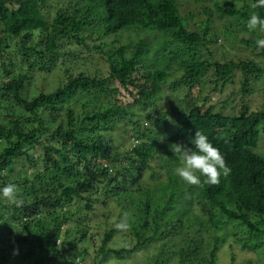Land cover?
I'll return each instance as SVG.
<instances>
[{"label":"trees","instance_id":"obj_1","mask_svg":"<svg viewBox=\"0 0 264 264\" xmlns=\"http://www.w3.org/2000/svg\"><path fill=\"white\" fill-rule=\"evenodd\" d=\"M179 1L0 0V66L9 69L0 74V179L19 158L29 168L40 166L35 176L18 174L10 182L20 189L23 204H2L0 264H78L88 254L85 242L96 234L86 223L89 214L107 207L109 200L115 202L118 218L126 207L134 211L131 234L136 242L111 247L120 229L105 228L91 264L120 260L148 246L156 254L147 264H169V254L176 256V264H217L218 231L228 222L244 226L249 241L242 247L260 250L264 257V153L257 151L264 135V106L250 112L243 104L224 115L214 105H193L180 113L172 109L175 117L182 115V129L158 134L155 127H143L142 120L157 128L168 125L166 114L153 118L142 108L156 105L163 81L176 71L183 70L187 98L212 70L215 86L239 73L242 96L252 91L254 78L264 75V68L252 61L203 58L200 48L209 41L211 22L205 20L201 32L186 27ZM56 5L60 8L51 16ZM234 12L231 5L220 15ZM241 12L239 19L247 20L253 12L264 17V8L252 5ZM151 34L154 49L146 41ZM92 51L104 57L107 76L73 74L66 68ZM58 64L65 67V81L54 92L27 99L23 91L30 72L50 71ZM69 101L78 112L70 106L63 110ZM62 111L66 122L59 116ZM128 122L133 125L128 136L141 141L121 151L109 132ZM196 131L208 137L231 170L218 184L187 185L174 176L181 160L174 149L177 144L191 147ZM157 157L160 169L154 173L150 161ZM149 171L151 178L167 176L162 190L157 179L145 181ZM71 229L75 235L68 240Z\"/></svg>","mask_w":264,"mask_h":264},{"label":"rangeland","instance_id":"obj_2","mask_svg":"<svg viewBox=\"0 0 264 264\" xmlns=\"http://www.w3.org/2000/svg\"><path fill=\"white\" fill-rule=\"evenodd\" d=\"M78 1V0H77ZM68 2V1H67ZM181 16L184 20L186 27L191 30L201 32L204 28V21H210L208 25L207 37L209 41L201 46L200 53L203 58L209 59L213 62H224L225 60H245L247 62L252 61L253 63L264 68V48H258L256 41L259 39H264V33L258 31L250 32L246 28V19H239L240 13H242L243 6H251L252 0H202L199 2H194L191 0L185 1L180 0L178 2ZM234 6V14L232 15H220V10L230 8ZM60 8L58 5L53 6L50 10V15H54L56 9ZM244 22V23H243ZM243 23V24H242ZM126 33H123L120 42H124ZM134 36V35H133ZM141 36L144 38V34ZM154 34L147 36V42L151 44L154 49L155 41H153ZM87 52L80 56L79 60H71L67 67L71 73L76 74L78 72L95 74L98 76L105 77L108 75V65L100 54ZM70 59V56L68 57ZM1 61V60H0ZM1 65V64H0ZM65 67L62 65H56L50 71L30 72L28 83L26 84V89L23 91L24 96L27 99H31L33 96L38 95L40 92L51 93L54 92L61 82L65 81L66 75L64 73ZM9 72L4 71L3 67L0 66V74L3 76ZM183 75V70H179L167 77L162 84V92L159 96L158 102L153 107L145 105L143 112L147 114H152L151 116L155 118L158 115L166 114L168 119V125L163 126L160 124L158 128L154 125H149V120H142L143 127L149 126L150 128L155 127V132L166 134L172 133L175 130L182 129L185 127L183 118L181 114H175L176 117L172 115V109L176 113L179 111H187L190 106L199 105L203 109H206L209 105H214L215 110L221 111L224 115L234 114L238 112L243 104L248 106L250 112L259 111L264 106V75L260 79H253L252 81V91L248 95L242 96L240 93V76L239 73L224 86L218 83L217 86L214 85V71H209L205 77L204 82L199 88L193 89L190 92L189 98L187 93V88L181 81ZM216 87L217 90L211 92V90ZM71 102V103H70ZM62 108H67L70 106L74 108L76 112L79 111L78 105L75 106L74 101H69V103H63ZM133 110H136L135 108ZM180 113V112H179ZM60 118L66 122V112L62 111L59 113ZM131 122V121H130ZM128 122V125L122 124L123 126L116 127L112 132V145L121 146V151H126L133 147L135 144L139 143L141 140H137L132 136H128V131H130L133 125ZM130 123V125H129ZM258 152L264 153V135L262 136L261 142L259 144ZM161 154V153H159ZM37 153L35 158H37ZM161 162L158 161V157L155 160L150 161L151 171L154 173L159 172V166ZM178 167V166H177ZM40 166L32 169L28 167L27 162L23 158H19L14 163L13 169L4 171L3 179H0V184L2 182L10 183L18 174L26 176L28 173L36 175ZM145 181L147 183L154 182L157 179L156 186L158 189L162 190V182L167 180L166 175H161L159 178L157 176L151 175L149 171ZM174 176H176L174 174ZM177 177V176H176ZM151 179V180H150ZM20 193V189L18 188ZM99 194V191L92 195ZM5 201H0V214L3 215L5 208L2 206ZM126 211V212H125ZM125 214L118 218V210L115 202L109 200L108 206L103 207L100 210H95V212H90V219L86 221L89 228L95 232V238L90 242H85L89 246L88 254L82 255L78 260V264H91L92 255L94 249L100 244V235L105 228H117V224H125L126 228L118 230V233L113 236L112 241L109 246L119 248L122 246L132 247L136 242L132 238V227L134 226L135 216L134 211L129 207L125 208ZM5 213V212H4ZM119 220V221H118ZM107 222V224H106ZM1 224V222H0ZM74 224H67L63 227V230L73 227ZM96 229V231H95ZM222 240L217 253V264H264V257L261 255L260 250L252 251L242 247L243 241H249L248 230L243 226H238L234 222H228L218 231ZM75 232L71 229V234L68 240L74 238ZM9 238L11 235H8ZM125 236V237H123ZM253 239V238H252ZM84 244V245H85ZM264 247V246H262ZM261 247V248H262ZM156 254V248L154 246H148L135 252L133 254H125L122 259L117 260L111 257L106 264H147L152 263V257ZM172 258L168 261L169 264H176L177 258L173 254H169ZM20 255L15 257L16 261H20ZM82 258V259H81ZM115 259V260H114ZM22 264H29L27 261H23ZM204 264H207L204 262Z\"/></svg>","mask_w":264,"mask_h":264},{"label":"clouds","instance_id":"obj_3","mask_svg":"<svg viewBox=\"0 0 264 264\" xmlns=\"http://www.w3.org/2000/svg\"><path fill=\"white\" fill-rule=\"evenodd\" d=\"M253 8H264V0H256ZM246 28L250 31L264 33V17L253 12L246 21ZM258 48H264V39L256 41ZM191 147L176 145L174 151L181 154L180 166L174 169L175 175L187 185H215L222 176L230 174V168L226 166L220 151L213 146L208 137L200 131H196L191 138ZM172 151V149H171ZM0 201L21 207L23 200L19 195L17 186L9 183L0 187ZM118 229L126 228L125 224H117Z\"/></svg>","mask_w":264,"mask_h":264}]
</instances>
